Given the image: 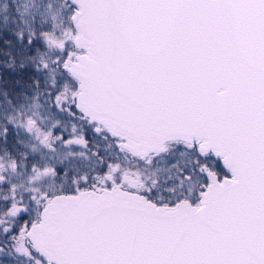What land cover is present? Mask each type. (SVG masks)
<instances>
[{
    "label": "snow or ice",
    "instance_id": "snow-or-ice-1",
    "mask_svg": "<svg viewBox=\"0 0 264 264\" xmlns=\"http://www.w3.org/2000/svg\"><path fill=\"white\" fill-rule=\"evenodd\" d=\"M0 264H264V0H0Z\"/></svg>",
    "mask_w": 264,
    "mask_h": 264
}]
</instances>
